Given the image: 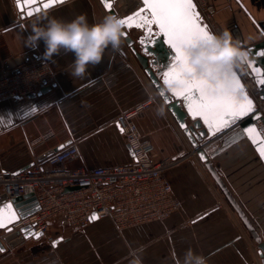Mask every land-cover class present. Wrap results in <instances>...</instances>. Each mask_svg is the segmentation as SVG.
I'll list each match as a JSON object with an SVG mask.
<instances>
[{
  "label": "crops",
  "instance_id": "1",
  "mask_svg": "<svg viewBox=\"0 0 264 264\" xmlns=\"http://www.w3.org/2000/svg\"><path fill=\"white\" fill-rule=\"evenodd\" d=\"M212 1L216 21L234 40L244 47L264 40V0ZM80 14L89 25L109 15L100 0H65L22 18L16 0H0V72L16 57L45 59L43 41L37 47L26 44L34 22L71 21ZM129 33L138 38L143 30L131 28ZM122 39L120 48L106 49L101 63L90 66L83 79L71 78L68 66L74 56L61 52L45 59L55 75L49 89L0 101V171L23 169L51 148L71 143L81 153L73 167L128 162L132 153L117 117L137 110L135 121L155 145L154 157L176 160L169 175L182 210L164 221L123 231L98 218L83 229L65 228L71 232L55 236L64 227L55 223L51 234L56 240L47 247L37 245L42 236L4 241L0 264H180L188 249L207 257L208 264H256L252 232L199 155L192 153L190 139ZM161 105L163 116L157 115ZM219 134L206 138L213 165L247 216L264 221V163L240 128ZM43 136L45 141L33 146ZM4 236L2 231L0 239ZM259 236L264 241V232Z\"/></svg>",
  "mask_w": 264,
  "mask_h": 264
},
{
  "label": "built area",
  "instance_id": "2",
  "mask_svg": "<svg viewBox=\"0 0 264 264\" xmlns=\"http://www.w3.org/2000/svg\"><path fill=\"white\" fill-rule=\"evenodd\" d=\"M194 2L199 19L209 31L216 35L223 33L216 25L212 0ZM16 68L17 72L0 77V101L36 94L54 82L53 69L42 57L32 55ZM233 69L264 120V92L242 63ZM136 114L137 110H131L117 117L132 151L128 162L73 167L71 164L81 153L78 144L71 143L42 160L35 158L24 170L0 171V191L7 201L30 195L39 205L36 212L13 223L12 230L31 225L35 233H41L53 243L56 237L51 234V229L55 223L85 227L92 221L93 213L99 219H109L123 231L164 221L180 212L183 202L176 195L169 175L176 160L154 157L155 145L141 134L135 121ZM45 139L44 136L35 139L33 146ZM192 153L196 154V151Z\"/></svg>",
  "mask_w": 264,
  "mask_h": 264
},
{
  "label": "water",
  "instance_id": "3",
  "mask_svg": "<svg viewBox=\"0 0 264 264\" xmlns=\"http://www.w3.org/2000/svg\"><path fill=\"white\" fill-rule=\"evenodd\" d=\"M103 6L105 7L104 0H100ZM48 0H34V2L29 5L26 0H16V6L19 12L21 13V17L25 18L28 15L29 11L32 13H36V8H39L40 11L45 9L43 7L44 3H47ZM111 3V8L105 9L108 11L109 15L118 16L120 19H124L126 17L132 16L134 13L140 11L141 9H145L144 0H127L125 5V15L119 16L116 8L115 2L116 0H108ZM192 4L194 5L193 11L198 15L196 4L194 0H192ZM144 14L150 17L149 12H145ZM202 26H206L201 22ZM207 27V26H206ZM131 28H138V27H131ZM126 26H123V32L125 35L123 36L127 45L131 48L133 53L135 54L136 58L140 62L141 66L145 70L147 76L150 78L151 82L155 86L157 92L163 99V101L167 104L175 118L178 120L179 124L183 128L185 134L190 139L196 153L199 155L201 160L205 163L208 170L217 181V183L221 186L224 190L225 194L229 198L230 202L234 205V207L239 212L240 216L259 242L260 247V255L263 257V264H264V241L261 240L259 233L255 230L253 224L251 223L250 218L247 214L243 211L241 205L236 200L232 192L230 191L227 184L224 182L220 172L217 168L213 165V162L210 159V156L207 152L206 146L209 145L208 136L213 135V131L208 128V126L204 123L202 117H193L192 114L189 112L188 109V102L184 99L183 96H174L173 93L168 89L167 85H164L163 82V73L167 72L174 62L173 57L175 55L174 50L171 49L169 44L167 43V37L163 36L159 32V28L157 25H151V33L147 31L146 28H140L143 30V33L138 38H135L129 33V30ZM208 29V28H207ZM209 31V29H208ZM209 33L213 34L209 31ZM143 41V43H141ZM239 47L241 50L246 52L247 57L246 60L242 63L250 76L255 79L257 86L264 92V84L258 83V80L261 78V74H264V55L260 53H264V40L257 42L249 47H244L242 42H239ZM31 55H24L20 57H16L12 59L6 65L4 71L0 72V77L7 76L10 73L17 72L16 66L22 63L23 61H27L30 59ZM251 65V66H250ZM258 70V71H257ZM233 73H235L236 78L239 80L240 85L242 86V92L247 94V97L253 102L251 97L246 92L243 82L239 76V74L233 69ZM49 89V87L42 89L39 92L45 91ZM38 92V93H39ZM163 93V94H161ZM34 95V94H29ZM28 95V96H29ZM254 105V103H253ZM262 123V124H261ZM232 128H240L248 140L251 142L253 147L255 148L256 152L258 153L259 157L261 158L262 162L264 163V157H261L259 147L261 146V141H264V120L255 108L253 112H250L248 115L240 117L234 124L230 127L223 129L220 131L226 132ZM254 128L256 129L255 132L248 133V129ZM216 134V133H215ZM218 135V136H219ZM253 139L257 141V143H253ZM68 144L60 145L56 148L50 149L45 152L42 156H40V160L47 157L53 151L59 150ZM130 148V146H128ZM132 152V151H131ZM29 166L20 169L24 170ZM39 209V205L36 201L34 196H24V197H17L14 198L12 201L6 200V195L0 191V210H3V219H4V226L0 227V233L4 231L5 236L0 239V249L5 250L3 242L6 241L10 244H13L11 240L17 239L24 240V238L28 237H39L41 233H35L32 229L31 225L23 226L21 229L12 230V224L15 223L20 217H26L31 215L32 213L36 212ZM10 214H14V219L9 222L8 217ZM92 217H96L98 219V215L93 213ZM92 219V218H91ZM92 219V220H96Z\"/></svg>",
  "mask_w": 264,
  "mask_h": 264
},
{
  "label": "snow or ice",
  "instance_id": "4",
  "mask_svg": "<svg viewBox=\"0 0 264 264\" xmlns=\"http://www.w3.org/2000/svg\"><path fill=\"white\" fill-rule=\"evenodd\" d=\"M26 2L31 5L34 0H26ZM64 2L65 0H48L43 7L47 9ZM104 3L106 8L112 7L108 0H104ZM144 4L145 9L121 19L120 23L128 28L134 26L146 28L149 33L152 31L151 25L155 24L159 32L167 37V43L174 50L175 55L169 70L163 73V82L174 96L184 97L193 117H202L204 123L215 134L230 127L240 117L254 111L253 102L246 93L242 92V86L235 73L216 72L215 83H210L204 78L189 76L192 69L188 65L185 48L202 39L210 38L207 27L201 25L198 15L193 11L192 0H144ZM35 11L39 12L40 9L36 8ZM145 12H149L151 18L144 14ZM32 14V11L28 12L29 16ZM260 54L264 55V53ZM209 71L212 72L211 69ZM258 83L264 84V74H261ZM255 131L254 128L248 129L250 135ZM253 143L257 141L253 139ZM260 143V155L264 157V141ZM2 213L3 210H0V227L4 226ZM12 219L14 214L8 217L9 222Z\"/></svg>",
  "mask_w": 264,
  "mask_h": 264
},
{
  "label": "clouds",
  "instance_id": "5",
  "mask_svg": "<svg viewBox=\"0 0 264 264\" xmlns=\"http://www.w3.org/2000/svg\"><path fill=\"white\" fill-rule=\"evenodd\" d=\"M66 2L72 3L73 0ZM120 20L118 16L106 15L100 22L89 25L86 15L80 14L71 21L50 18L42 25L34 22L26 44L37 47L43 41L47 60L61 52L73 54L74 60L68 66L71 69L68 74L71 78L83 79L90 66L101 63L106 49L117 50L122 45L124 32ZM209 36V39L186 47L185 54L192 69L190 77L215 83L214 73H231L233 68L246 60L247 54L229 31L219 35L209 33ZM157 115H164L163 105L157 108ZM180 264H208V258L188 249Z\"/></svg>",
  "mask_w": 264,
  "mask_h": 264
},
{
  "label": "rangeland",
  "instance_id": "6",
  "mask_svg": "<svg viewBox=\"0 0 264 264\" xmlns=\"http://www.w3.org/2000/svg\"><path fill=\"white\" fill-rule=\"evenodd\" d=\"M126 3H127V0H116V2H115V8H116L118 14L121 13L119 15H122L123 16V15L126 14L125 13V5H126ZM215 21H216V19H215ZM216 25L220 27V25H219V23L217 21H216ZM221 30H223V29L221 28ZM250 220H251V223L253 224L255 230L259 233V235H260V233H263L264 232V221H259V220H257V218H253V217H251ZM65 228H69V229H71L73 231L79 230L77 228H72V227H69V226H64V227H61L60 230L56 234H54V235L55 236L56 235L61 236V235H64V234L66 235L69 232H71V230H67V229L65 230ZM81 229H83V228H81ZM252 237H253V239H252V248H251V250H252V253H253V262L255 261L256 264H262L261 257L258 256L257 251H256V249L257 250H260V247L258 245L259 242L256 240V238L254 237V235ZM48 243L49 242L46 240V238H44V241L38 242L37 245H39L40 247H47V245H49Z\"/></svg>",
  "mask_w": 264,
  "mask_h": 264
}]
</instances>
